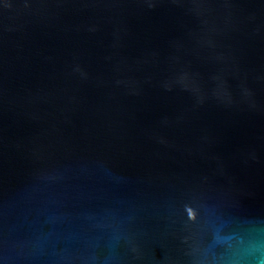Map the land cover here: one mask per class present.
I'll return each instance as SVG.
<instances>
[{
    "label": "water",
    "instance_id": "water-1",
    "mask_svg": "<svg viewBox=\"0 0 264 264\" xmlns=\"http://www.w3.org/2000/svg\"><path fill=\"white\" fill-rule=\"evenodd\" d=\"M0 264H264V0H0Z\"/></svg>",
    "mask_w": 264,
    "mask_h": 264
}]
</instances>
